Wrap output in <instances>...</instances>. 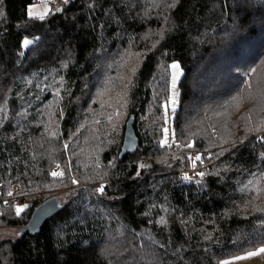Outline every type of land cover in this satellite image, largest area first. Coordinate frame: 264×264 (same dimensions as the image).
<instances>
[{"label":"trees","instance_id":"16d2710c","mask_svg":"<svg viewBox=\"0 0 264 264\" xmlns=\"http://www.w3.org/2000/svg\"><path fill=\"white\" fill-rule=\"evenodd\" d=\"M36 2L0 0V202L16 197L0 205V229H22L50 198L63 208L41 232L0 241V264H220L263 247L264 212L245 211L256 193L240 189L259 179L264 146L249 135L216 154L245 137V117L264 118V0H179L167 21L150 0H57L29 20ZM172 62L183 76L169 148L159 142ZM55 99L63 114L48 108ZM132 117L140 146L120 160ZM192 151L213 173L200 184L182 178ZM138 163L149 167L137 177ZM254 203L264 207V192Z\"/></svg>","mask_w":264,"mask_h":264},{"label":"snow or ice","instance_id":"6c2138e0","mask_svg":"<svg viewBox=\"0 0 264 264\" xmlns=\"http://www.w3.org/2000/svg\"><path fill=\"white\" fill-rule=\"evenodd\" d=\"M179 2V0H171V2L169 3L168 0H150L151 6L154 8H160L162 9V13L161 15L163 16V19L165 21H167L169 19L168 15H167V11L171 10L173 8H175L176 4ZM56 4L57 0H41V8L42 10L40 11H35V5H29L27 10H26V14L29 20H40V21H44L46 19V17L51 14L53 12V9H51L49 7V4ZM60 5H68L70 3V0H59ZM91 7V5H90ZM64 9L62 6H57L55 7L54 11L55 12H62ZM148 17V11L146 10L144 13L143 17H140L141 19H144ZM164 31L165 30H161L155 33V35L159 36L161 39H163L164 36ZM38 39V38H37ZM32 41H29L27 39H25L23 41V46L24 47H28L29 44H31ZM153 47H155V44L153 45ZM21 55H23V53H21ZM173 70L172 72V88H173V95L171 98V104L173 105V109L172 111L175 112V104L177 103L176 101V96L177 93L175 92V88H176V82L178 79V76L180 75V65L177 63H172L170 66ZM253 71H255V69H253ZM132 73L133 75L135 74V69H132ZM258 88L257 91L259 92V94L264 97V84H262L261 82H257ZM37 87L39 88L40 86L37 85ZM251 84H248V97L252 98L253 97V93L251 91ZM43 89H41L42 91ZM37 99H39V97L37 96ZM235 100L239 101L241 99V97H234ZM29 106L30 102H29ZM165 113L167 114V105H165ZM0 128H4V121L8 120V116H7V108L5 107H0ZM18 116L24 117L26 115L25 112H18L17 113ZM116 116L119 115V113L115 114ZM245 120L247 121L246 124V128H245V137L237 140H224V142L220 145H218V147H220L221 151L219 153H217L216 155L219 157L220 155H222L225 151H229L231 149H236L238 147L239 144H244L245 139H247V137L249 135L254 136L256 141L259 142L262 146H264V118L258 119L255 123H253V118L251 115L245 117ZM109 122H112V118L109 117ZM37 127H39V125H37ZM47 130V127L46 129ZM115 130V129H113ZM56 133L53 132L51 133L52 138L56 137ZM173 138H175V133H172ZM13 139H15V137H13ZM174 142V141H173ZM161 147L167 146L169 148L172 147V144L168 142V129H164V139L161 140L159 142ZM225 145H227L228 147L225 148ZM187 148H192L194 145L192 142H188L185 145ZM177 147H181L179 144H177ZM68 148V144L65 143L64 144V149L67 150ZM174 159H179V157H173ZM260 158L261 160H264V152H262L260 154ZM188 159L190 161H192L193 163V168H195L196 166V161H201V156L200 155H195L193 156H189ZM162 163L164 161H161ZM137 167V172H136V176H140L141 172L139 171L140 169H146L149 167V165H147L146 163H138L136 165ZM57 168H59V164H57ZM97 168H99V164L97 163ZM212 175L213 173L209 172L206 173L205 171H195V176L199 177L200 179L196 181L197 184H200L201 180H203V178L205 177V175ZM216 175H219V172L215 173ZM50 175L54 178H63V176L65 175V173L63 171H52L50 173ZM253 176H256V173H252ZM182 178L184 180H190L191 177L187 174L184 173ZM261 181H264V170L261 171L260 177L257 180H250L248 181V184L244 186V188L240 189L242 192L244 191H252L254 193H256V196L253 197L252 199L248 200L247 203L244 206V210L247 211L248 210V205H252L253 210L257 211V212H264V207H260L259 205H256L254 203L255 199L259 198L260 194L262 192H264V185L261 184ZM72 184H78L79 181L76 179H72ZM251 186V187H250ZM95 192L100 194V195H104L105 194V186L103 184L99 185L97 188H95ZM8 196H12L13 193L11 190L8 191L7 193ZM8 201H5V204L8 205ZM11 206V205H9ZM28 207L27 204H24L23 206H15V212L16 215L19 216L21 214V212H23L26 208ZM152 207H155V205H152ZM237 209H239V205L236 206ZM163 211L167 212L168 209L164 208ZM0 215H3L2 212H0ZM145 215H148V213L146 212ZM157 223L160 224H167V220H165V218L162 216L160 218L159 221H157ZM259 253H264V247L259 248L257 251H249L247 252V257H252L255 255H258ZM246 257H242V256H237L235 257V259L240 260V259H245ZM220 264H229L228 261H221Z\"/></svg>","mask_w":264,"mask_h":264},{"label":"water","instance_id":"95a60500","mask_svg":"<svg viewBox=\"0 0 264 264\" xmlns=\"http://www.w3.org/2000/svg\"><path fill=\"white\" fill-rule=\"evenodd\" d=\"M135 123L136 119L132 117L126 124L122 149L119 155L120 160L125 159L128 155L134 154L136 149L140 146ZM62 208L61 201L58 198L53 197L46 200L34 210L29 222L20 229L18 236H23L27 233L34 234L36 232H41L48 221L59 215Z\"/></svg>","mask_w":264,"mask_h":264},{"label":"rangeland","instance_id":"374dc122","mask_svg":"<svg viewBox=\"0 0 264 264\" xmlns=\"http://www.w3.org/2000/svg\"><path fill=\"white\" fill-rule=\"evenodd\" d=\"M33 5L36 6L35 9H34L35 11L42 10V8H41V0H37V2L35 4H33ZM233 62H235V60H233ZM172 63H174V62H172ZM175 63L180 65L179 62H175ZM171 64L169 65V70H170V90H169V94H170V96H169L168 102L166 104H164V115H165V122H166V127L164 129H168V142L169 143L175 141V138H173V135H172V133L174 132V123H173L174 112L172 111L173 105L171 104V98H172V95H173V88H172V72H173V70L170 67ZM179 71H180V75L178 76V79H177V82H176V88H175V92L177 93V96H176L177 103L175 104V110L178 107L179 100H180V94H181L180 93V82H181V79H182V76H183V71H182L181 65H180V70ZM56 89H58V88H56ZM60 103H61V101L59 99H55L53 102H51L50 105H48V108L50 110H52L53 112H55V110H59L60 111L61 110ZM79 104H81V102H79ZM165 105H167V114L165 113ZM61 114H63V109L61 110ZM105 183H107V185H109V182H104L103 185ZM18 229L19 228H4V229H0V241H2L4 239H8V238H16L19 235V231H20ZM258 249H255V250H252V251L255 252ZM246 254H247V252L243 253V254H240V255H237V256L246 257L245 259L237 260V259H235V257H237V256H234V257L225 259L223 261H228L229 264H264V253H259L258 255H255V256H252V257H247Z\"/></svg>","mask_w":264,"mask_h":264},{"label":"built area","instance_id":"2783aa9c","mask_svg":"<svg viewBox=\"0 0 264 264\" xmlns=\"http://www.w3.org/2000/svg\"><path fill=\"white\" fill-rule=\"evenodd\" d=\"M53 5H54V4H51V3L49 4L50 7H53ZM197 154H198V153H197L196 151H192V152H191V156H193V157H194L195 155H197ZM203 168H204L203 165H202V167H200V168H197V167L193 168V163H192V164H191V167H190L188 170L184 171L183 174H184V173H187L191 178H195V177H196V176H195V171H202ZM104 186H105V189H106V188H107V183H105ZM18 191H19V187H18L17 185H15V186L13 187V192H14V194H15L16 192H18ZM14 194H13V195H14ZM5 201H8L9 203H10V202L15 203V202H16V197L13 196V197H10V198L2 199L1 202H0V205H1V204L6 205V204H5ZM9 203H8V204H9Z\"/></svg>","mask_w":264,"mask_h":264},{"label":"bare ground","instance_id":"6f19581e","mask_svg":"<svg viewBox=\"0 0 264 264\" xmlns=\"http://www.w3.org/2000/svg\"><path fill=\"white\" fill-rule=\"evenodd\" d=\"M17 195V194H16ZM11 204V203H10Z\"/></svg>","mask_w":264,"mask_h":264}]
</instances>
